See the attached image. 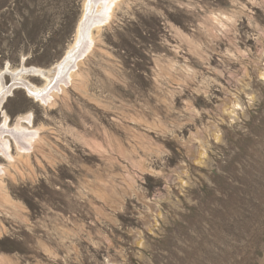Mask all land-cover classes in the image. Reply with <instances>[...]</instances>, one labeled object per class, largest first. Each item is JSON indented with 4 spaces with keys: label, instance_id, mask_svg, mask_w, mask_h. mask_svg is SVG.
Instances as JSON below:
<instances>
[{
    "label": "rangeland",
    "instance_id": "obj_1",
    "mask_svg": "<svg viewBox=\"0 0 264 264\" xmlns=\"http://www.w3.org/2000/svg\"><path fill=\"white\" fill-rule=\"evenodd\" d=\"M84 3L0 0V81L61 62ZM113 6L45 103L1 105L32 139L0 138V264H264V0Z\"/></svg>",
    "mask_w": 264,
    "mask_h": 264
},
{
    "label": "bare ground",
    "instance_id": "obj_2",
    "mask_svg": "<svg viewBox=\"0 0 264 264\" xmlns=\"http://www.w3.org/2000/svg\"><path fill=\"white\" fill-rule=\"evenodd\" d=\"M117 1L120 0H85L83 16L81 17V20H79L78 28L76 29L75 42L62 61L56 63L48 70L40 68L27 69L24 67H22L20 70L16 69L10 73V85L4 84L1 79L0 108L7 95L14 88L24 89L26 93L35 100L45 103L48 98L47 96L49 95L47 94L45 96L48 88L52 85L60 84V82H63L64 79L71 77L73 65L85 52H87L90 47L93 39L91 36L92 30L100 27L104 22L107 21L108 16L111 15L110 13L114 7L113 5H115ZM25 74H32L37 77L40 76L45 80L46 85L44 84L45 86H41L40 88L31 85V83L24 79L23 75ZM4 134L11 135L22 146H25L27 141L32 139L31 133L25 130H18V128L17 130L13 129L11 131L9 127L5 125V123L2 127H0V138ZM0 147L3 154L8 153L6 145L1 144L0 142Z\"/></svg>",
    "mask_w": 264,
    "mask_h": 264
}]
</instances>
